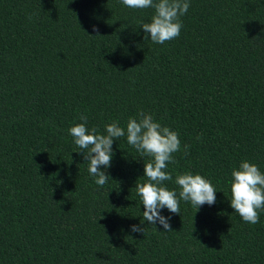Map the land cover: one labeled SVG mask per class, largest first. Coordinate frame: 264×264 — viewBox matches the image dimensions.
I'll use <instances>...</instances> for the list:
<instances>
[{
	"label": "trees",
	"instance_id": "1",
	"mask_svg": "<svg viewBox=\"0 0 264 264\" xmlns=\"http://www.w3.org/2000/svg\"><path fill=\"white\" fill-rule=\"evenodd\" d=\"M189 5L156 44L141 27L152 8L0 0V264H264V211L244 222L228 184L242 159L264 173V0ZM139 111L179 134L166 186L178 196L191 171L217 190L198 211L163 209L172 231L143 221L147 157L114 140L101 187L68 131L80 114L103 132Z\"/></svg>",
	"mask_w": 264,
	"mask_h": 264
},
{
	"label": "clouds",
	"instance_id": "2",
	"mask_svg": "<svg viewBox=\"0 0 264 264\" xmlns=\"http://www.w3.org/2000/svg\"><path fill=\"white\" fill-rule=\"evenodd\" d=\"M122 4L133 9H154L150 22L142 23L145 34L152 42L164 44L179 36L182 23L180 18L189 8V0H121ZM93 30L99 34L93 25ZM81 123H74L69 129L74 143L80 149V154L88 162V172L95 178L98 186L107 183L109 175L105 169L110 167L113 155V141L126 137L127 143L133 146L143 159L144 174L142 182L136 181V191L144 205L143 221L148 224L163 226L164 231H172L170 217L161 214L167 209L174 214H180V201L190 202L197 211L204 204L213 205L216 202V188L210 180L201 174L191 171L177 173L174 183L179 186L177 196L175 189H169L165 182L172 181L173 176L166 171L169 163H175L174 153L180 151L179 134L169 126L162 125L150 113L139 111L137 117H129L126 128L118 121L104 125L100 132L96 126L89 129L87 116L80 114ZM199 139V137H197ZM188 145H184L187 154ZM230 186V206L238 213L244 222L256 224L259 222V212L264 211V173L259 167L247 159H242L238 167H233L228 180ZM141 221V223H143ZM132 232L144 234L145 228L139 225L131 226Z\"/></svg>",
	"mask_w": 264,
	"mask_h": 264
}]
</instances>
